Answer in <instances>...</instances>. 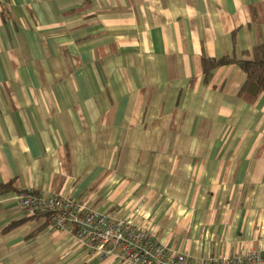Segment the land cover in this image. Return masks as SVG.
I'll use <instances>...</instances> for the list:
<instances>
[{
  "label": "crops",
  "instance_id": "0c3cea01",
  "mask_svg": "<svg viewBox=\"0 0 264 264\" xmlns=\"http://www.w3.org/2000/svg\"><path fill=\"white\" fill-rule=\"evenodd\" d=\"M263 5L0 0V183L129 221L192 262L263 252L264 93L241 96L237 64L204 71L251 58ZM18 191L0 194V264H129L30 219Z\"/></svg>",
  "mask_w": 264,
  "mask_h": 264
},
{
  "label": "built area",
  "instance_id": "2783aa9c",
  "mask_svg": "<svg viewBox=\"0 0 264 264\" xmlns=\"http://www.w3.org/2000/svg\"><path fill=\"white\" fill-rule=\"evenodd\" d=\"M18 201L30 216L48 213L52 228L63 229L71 225L70 231L74 233L76 230L75 237L80 244L93 246L107 255L119 251L129 264H264V251L192 262L186 254L169 251L164 244L158 243L133 223L113 221L107 214L85 211L65 196L30 189L20 192ZM80 212L84 214L83 219L79 218Z\"/></svg>",
  "mask_w": 264,
  "mask_h": 264
},
{
  "label": "trees",
  "instance_id": "16d2710c",
  "mask_svg": "<svg viewBox=\"0 0 264 264\" xmlns=\"http://www.w3.org/2000/svg\"><path fill=\"white\" fill-rule=\"evenodd\" d=\"M263 17H261L259 7L253 10L254 16L256 17V23H264V5ZM261 18V21L259 20ZM255 19V18H254ZM251 56L250 59H238L236 57H224L221 59L205 58L204 59V71L206 74H213L215 69L222 67L227 64H237L246 74V82L241 89V96L247 101L253 102L259 94L264 93V41L258 43L251 51L247 53ZM18 191L15 181L8 183H0V194ZM19 193L22 191H18ZM79 218L83 219V212L78 213ZM48 218L51 220V215L48 213H36L31 216L30 219H41ZM22 222L12 223L8 226L6 231H10L21 225ZM80 227L78 226L77 229ZM76 233V230L74 232Z\"/></svg>",
  "mask_w": 264,
  "mask_h": 264
},
{
  "label": "rangeland",
  "instance_id": "374dc122",
  "mask_svg": "<svg viewBox=\"0 0 264 264\" xmlns=\"http://www.w3.org/2000/svg\"><path fill=\"white\" fill-rule=\"evenodd\" d=\"M93 247V246H92Z\"/></svg>",
  "mask_w": 264,
  "mask_h": 264
}]
</instances>
